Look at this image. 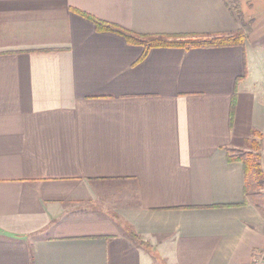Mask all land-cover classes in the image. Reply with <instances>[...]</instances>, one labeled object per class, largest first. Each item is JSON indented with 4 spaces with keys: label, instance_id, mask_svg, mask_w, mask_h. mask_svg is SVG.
<instances>
[{
    "label": "crops",
    "instance_id": "0c3cea01",
    "mask_svg": "<svg viewBox=\"0 0 264 264\" xmlns=\"http://www.w3.org/2000/svg\"><path fill=\"white\" fill-rule=\"evenodd\" d=\"M253 132L264 0H0V264H251Z\"/></svg>",
    "mask_w": 264,
    "mask_h": 264
},
{
    "label": "trees",
    "instance_id": "16d2710c",
    "mask_svg": "<svg viewBox=\"0 0 264 264\" xmlns=\"http://www.w3.org/2000/svg\"><path fill=\"white\" fill-rule=\"evenodd\" d=\"M85 18L93 23L95 29L100 32H110L122 36L123 38L128 39L131 42L140 43L144 48V53L152 47L157 46H183L185 48L191 47H211V46H228V45H236L242 44L244 39V33L241 29H238L235 33L229 35H222L218 37H212L209 39H196V40H188V41H177L174 39H169V37L164 35H138L134 34L128 30H124V28L117 26L113 23H109L106 21H101L95 17H92L87 14H83ZM253 137L249 140L250 147L254 150L253 153H245L243 157H239L243 162L244 170L246 175H251L256 183L260 181L261 184H264V173L262 171L261 165L259 163L260 154L258 153L261 147H264V142L262 135L255 134L253 132ZM255 136L258 139H254ZM132 238L138 239L136 234H130Z\"/></svg>",
    "mask_w": 264,
    "mask_h": 264
},
{
    "label": "rangeland",
    "instance_id": "374dc122",
    "mask_svg": "<svg viewBox=\"0 0 264 264\" xmlns=\"http://www.w3.org/2000/svg\"><path fill=\"white\" fill-rule=\"evenodd\" d=\"M237 7H239V5ZM262 150H263V148L261 147V149H259V151H258V153L260 154L259 163H260L261 166H262V160H263ZM250 152L254 154V150L251 148L250 151L242 152V156H244L245 153H250ZM252 189H253V194H254V196H256L257 200H259V199L261 201H262V199L264 200V186L261 184L260 181L258 182V184L255 181L254 187ZM111 192H112V195L116 196V197L119 194V191H117V190L116 191H111Z\"/></svg>",
    "mask_w": 264,
    "mask_h": 264
},
{
    "label": "built area",
    "instance_id": "2783aa9c",
    "mask_svg": "<svg viewBox=\"0 0 264 264\" xmlns=\"http://www.w3.org/2000/svg\"><path fill=\"white\" fill-rule=\"evenodd\" d=\"M263 142H264V136H263ZM263 154V160H262V171L264 173V147L262 150ZM251 264H264V249L259 251H255V253L252 256V263Z\"/></svg>",
    "mask_w": 264,
    "mask_h": 264
}]
</instances>
